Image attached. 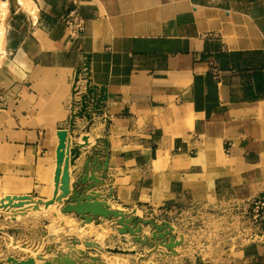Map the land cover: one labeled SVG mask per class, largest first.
I'll list each match as a JSON object with an SVG mask.
<instances>
[{
    "label": "crops",
    "instance_id": "obj_1",
    "mask_svg": "<svg viewBox=\"0 0 264 264\" xmlns=\"http://www.w3.org/2000/svg\"><path fill=\"white\" fill-rule=\"evenodd\" d=\"M8 2L0 188L51 198L57 159L80 145L73 184L109 162L108 203L177 222L184 252L151 264H264V243L203 263L189 228L194 209L264 196V0Z\"/></svg>",
    "mask_w": 264,
    "mask_h": 264
},
{
    "label": "rangeland",
    "instance_id": "obj_2",
    "mask_svg": "<svg viewBox=\"0 0 264 264\" xmlns=\"http://www.w3.org/2000/svg\"><path fill=\"white\" fill-rule=\"evenodd\" d=\"M18 3L20 4V1ZM8 15V11L0 15L5 38ZM5 45L6 40L3 46L4 56L0 59V72L9 61ZM2 79L3 75L0 74V83ZM2 93L0 92V96L6 98ZM92 124L93 121L88 126L91 127ZM72 146L77 151L76 155L67 152L57 159L51 198L29 199L31 196L16 195L9 189L0 188V264H13L9 262L10 258L19 261L34 258L36 264H151L159 255L176 256L184 252L179 246L173 251L168 249L169 238L165 241L154 235L156 226H173V223H177L173 222L174 219L168 218L165 214L154 216L140 215L136 212L130 214L125 209L108 203L105 194L97 188L100 186L101 178L97 177L98 172L95 173L93 164L90 167V176L95 175L100 181H90L89 187L73 184L71 171L82 153V148L80 145ZM79 182L81 183V180ZM76 190L105 202L107 209L118 212L120 218L67 212V207L77 204L74 199ZM123 219L135 221L123 226L121 224ZM209 222L215 244L200 256L199 260L203 263L224 257L229 246L226 237L228 229L232 222L235 225L233 217L227 213L210 218ZM241 225L243 224L236 227L235 235L238 238L235 239L234 245L242 241L239 240L243 238L241 235L243 232L238 229ZM124 227L128 229L126 234L122 231ZM231 231L233 232V227ZM178 242H181L180 236ZM234 249L229 253L232 254ZM191 251L194 254L192 249Z\"/></svg>",
    "mask_w": 264,
    "mask_h": 264
},
{
    "label": "built area",
    "instance_id": "obj_3",
    "mask_svg": "<svg viewBox=\"0 0 264 264\" xmlns=\"http://www.w3.org/2000/svg\"><path fill=\"white\" fill-rule=\"evenodd\" d=\"M63 22L68 27L71 33L78 34L83 30V22L79 13L78 6L76 5L73 9H71L63 18ZM81 79V78H80ZM75 84V94L79 95L80 93H85L80 95L78 99L79 107L88 109L90 105H88V93L90 86L84 87L79 86V80ZM87 80V78H83ZM82 96V97H81ZM6 101L4 96H0V112L5 109ZM196 212L193 215L194 220L189 221V228L191 230V240L190 246L194 251V256H201L208 251V248L215 244V238L212 237L213 230L210 225V218H216L220 214L227 213L229 216H232L235 222L230 224V228L228 229V233L226 237L228 238L229 246L227 248V253L231 252L233 247L235 250L242 248L243 246L255 243H264V196H256L248 199H238V198H229L223 199L217 204L207 205L204 207H200L198 209H194ZM237 223V224H236ZM239 231H242L241 235H243L242 239H238V244L234 245L235 239L238 238L235 235L237 225ZM233 227V232L231 231ZM173 232L175 231V227L173 226ZM174 236V235H173ZM176 240L177 237H175ZM182 244L184 242V237L181 238ZM176 249V248H175ZM230 254V253H229Z\"/></svg>",
    "mask_w": 264,
    "mask_h": 264
},
{
    "label": "water",
    "instance_id": "obj_4",
    "mask_svg": "<svg viewBox=\"0 0 264 264\" xmlns=\"http://www.w3.org/2000/svg\"><path fill=\"white\" fill-rule=\"evenodd\" d=\"M76 149L72 148L69 153L76 155ZM64 156V154H61L60 157ZM109 162H105V164H101L98 161H93L92 159H89L86 162L85 168L81 175V183L79 182L77 186H88L90 181L98 182L100 181L97 179V177L94 175L90 176V167L93 164V168L95 173L99 170L108 169ZM81 184V185H80ZM89 187V186H88ZM80 188V187H78ZM74 199L76 201V205H70L67 207V212H77L79 215H90L93 214L94 216H104L106 218L114 216L116 218H120V214L118 212L111 211L107 209V204L105 202L98 201L97 199L93 198L92 196H87L81 191H75ZM135 219L133 220H121V224L123 226H127L129 223H133ZM91 222V220H90ZM173 226L171 225H165V226H156V231L154 232L155 237L162 238L163 240H167L169 238V243L167 244L168 249L174 250L177 246L182 245V241L178 242L176 238L172 235ZM123 233H128V229L126 227L123 228ZM9 262L13 264H36V260L34 258H30L28 260L19 261L14 258H10Z\"/></svg>",
    "mask_w": 264,
    "mask_h": 264
},
{
    "label": "bare ground",
    "instance_id": "obj_5",
    "mask_svg": "<svg viewBox=\"0 0 264 264\" xmlns=\"http://www.w3.org/2000/svg\"><path fill=\"white\" fill-rule=\"evenodd\" d=\"M20 5H22L25 9L32 10L34 7V2L33 0H19ZM35 9V8H34ZM9 2L7 0H3L0 2V15L5 14L6 11L9 13ZM5 30H3V24L1 23V16H0V59L3 58L4 53H3V46L5 43Z\"/></svg>",
    "mask_w": 264,
    "mask_h": 264
}]
</instances>
